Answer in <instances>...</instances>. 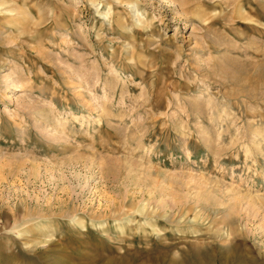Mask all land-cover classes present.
Returning a JSON list of instances; mask_svg holds the SVG:
<instances>
[{
  "label": "rangeland",
  "instance_id": "1",
  "mask_svg": "<svg viewBox=\"0 0 264 264\" xmlns=\"http://www.w3.org/2000/svg\"><path fill=\"white\" fill-rule=\"evenodd\" d=\"M138 4L0 0V264H264V0Z\"/></svg>",
  "mask_w": 264,
  "mask_h": 264
},
{
  "label": "clouds",
  "instance_id": "2",
  "mask_svg": "<svg viewBox=\"0 0 264 264\" xmlns=\"http://www.w3.org/2000/svg\"><path fill=\"white\" fill-rule=\"evenodd\" d=\"M135 3V7L131 8L130 10L133 12L134 17L137 15H141L140 9H139V4H138V0H134ZM103 5H101L102 7ZM97 15L100 16V19L107 22L110 19V15L108 11H105L104 13H100L98 8H95V5H93Z\"/></svg>",
  "mask_w": 264,
  "mask_h": 264
}]
</instances>
